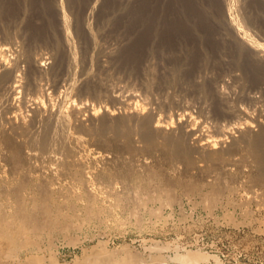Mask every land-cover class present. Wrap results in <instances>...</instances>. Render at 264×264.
Masks as SVG:
<instances>
[{"label":"rangeland","instance_id":"rangeland-1","mask_svg":"<svg viewBox=\"0 0 264 264\" xmlns=\"http://www.w3.org/2000/svg\"><path fill=\"white\" fill-rule=\"evenodd\" d=\"M9 1L10 0H6L4 3L5 8H3L4 4L2 0H0V35H2L3 32L9 31L14 37L18 35L19 38L18 36L15 37L18 38V48H21V41L24 40V38L27 40L30 37L31 38L28 40H32L36 37L35 40H32V43L37 47L36 48L34 45V52L38 50L36 52L40 53L41 51H45L48 47L51 48L50 44L53 45L52 43L54 42L52 39H55L54 33L46 32L38 34L34 32L32 28L26 26L28 19L32 15L36 18L38 23L43 22L44 16L40 13H38L37 16L34 12H36L35 10L41 5L40 3L49 4L50 0H11V3ZM102 1L103 0H94V5L100 9V6H102L104 2L107 3L108 1L109 3V1L112 0ZM195 1L196 0H130V2L134 4L156 6L160 11L162 9L164 15L166 14L168 17L167 21L178 19V22L182 21L181 18H183V15L176 7H184L185 9L194 8V5H196ZM199 1L202 2L204 10L206 11L203 16L205 18L208 16V19L211 18L212 21L218 23L219 32L222 31V34L225 33L224 36L230 37L231 34L228 32L229 30L224 28V23L228 20V12L224 10V0ZM8 3L10 5H8ZM63 4L67 13H69V3L67 0H64ZM230 5L231 10L233 9L232 15H236L234 17L236 20L240 19L239 22L243 20V24L246 23L245 25L247 27L250 26V31H253V29L257 30L263 26V30L260 28L261 32H259L258 29L257 33H260V35L264 34V0H230ZM20 7L22 10H19L21 9ZM28 8H31L33 12ZM160 11L158 10V12ZM9 12L13 15L15 12V15L13 16ZM91 12L90 18L92 17L91 20H95V12ZM168 12H171V14ZM23 13H26V16L23 15ZM68 15H70V13ZM18 16H22L24 17L23 19L26 20H20L21 17L19 19ZM188 16L191 17L190 15H187V17ZM110 18L112 21H109L110 24L109 22L107 24L108 28L111 27L108 41L116 43V41H120L122 37H126L127 27H125V25L123 26V22L120 20H114L113 18H115V15ZM15 20L18 21L14 22ZM18 22L21 23L19 24ZM105 26L103 28H105ZM128 29L130 28L128 27ZM26 30L28 31L26 32ZM21 32H24L25 35ZM49 36L51 39H49ZM45 37L46 39H44ZM44 40L49 44L46 42L42 43ZM170 44H167L166 50L168 49L167 51L172 52L169 50L170 47L168 45L171 46V49H175L176 44H173V42ZM37 45L40 47L38 48ZM45 45L49 46L45 47ZM76 45L78 47L77 43ZM34 48H36V50ZM175 50L177 51V49ZM230 50L231 49L227 47L222 48L224 54H226L227 57L229 56L228 59L232 60L234 57L232 55L235 54L234 51ZM112 51L115 50L112 49ZM169 52L162 53V51L154 49V58L152 56L148 61L149 63L147 62L144 66L145 71L144 69L138 68L139 66L129 69L125 66L123 67L120 63L116 65L115 68L111 69V71L114 70L113 72L110 71L109 74H102L104 79H102L101 82L96 77L87 80L82 79L81 66L83 63L79 60L77 65L81 67V69L77 65L72 67V72L68 79L72 74L73 75L69 80L67 79L68 81H64L63 85H61L59 94H53V91H50L52 90L50 89L52 82L49 80V78L51 79L49 73V75L47 74V76H44V79L48 80L46 81L43 79V87H45L44 90L46 93L45 95L39 93V96H43L42 99H44V103L47 102L52 109H58L61 106L63 109L69 110V107L74 103H79V99L81 98H84L85 101L90 104L92 102L97 103L92 93L95 88L100 90V86L103 88L108 86V89L115 90L121 86L123 89L125 88L123 91V95L125 94L123 98H125V96L127 97L131 93V90L132 92L135 91L134 93L137 95V98L139 97L138 99L140 101L137 100L134 102V107L143 108L142 110H144L146 114L161 118L165 114V110L168 109L167 111H169L170 107L173 109L172 111L170 109L171 113H180L181 110L178 111L179 106L175 100H179L181 94L176 91L174 87L169 90V92L174 91L173 94L170 92L164 95L161 89L164 86V81L160 78V65L161 63L168 62L167 60L170 57L167 54H169ZM155 57L158 62L161 60L163 62L155 63ZM162 58L166 59L163 60ZM152 63L155 65H152ZM150 65L158 67L155 68ZM154 69H156V72ZM92 70L95 71L96 67L92 68ZM240 71L242 73V69ZM206 72L208 75L217 74V70L212 68L206 69ZM91 73L93 72L91 71ZM146 73L150 74L147 75ZM153 73H156V75ZM200 74H202L204 78L202 75L199 76ZM195 75H198L197 78H201V81L206 79L205 75L198 71ZM107 77L109 78V83L106 82ZM123 77L129 79L126 81ZM148 77H150L149 79L152 78L151 81ZM135 78L136 80L139 78L137 80L138 82ZM110 80L113 81L110 82ZM135 81L138 84V88L140 84H147L150 93L147 88L146 92L148 94L145 96L146 92L140 89L139 91ZM127 82L130 86L127 85ZM159 82H162L161 85ZM45 83L48 84H46L48 87L45 86ZM118 83L121 84L118 85ZM159 86L161 87L159 88ZM126 89L128 92L126 91V93H124ZM159 89L161 94L159 93ZM176 93L179 94L177 95ZM203 93L205 94L202 101L200 98H202ZM203 93H201V97H198L199 100L202 101V103L204 100H207L205 101L206 104L203 103L200 107L199 103L196 102L198 99L196 96L191 95L190 92L184 93L185 98H187L186 101L192 99L191 101L189 100V103L193 105L198 103L196 106L199 108L195 109L196 106H193V110H203V114L206 112L208 113L205 114L207 117L211 114L201 124H199L200 121H192L194 122L192 124L195 125H193V127L200 129L199 132L201 133L198 134L211 133L210 131L213 130L216 124L215 122H217L213 120L217 118V120L220 119L219 121L222 123L227 122V120H224L225 117L222 118L221 115L216 113V105L213 100H210L211 98L207 94V91ZM149 94L151 95L149 96ZM231 94L235 97L234 93H230V95ZM21 95L22 94H18L17 96L16 103H19L18 105L21 104ZM152 97L156 99H162L163 97V100L160 102L161 99H159L160 101L157 99L158 102H155V104L144 103L147 100L149 102ZM168 101L169 103H167ZM164 102L168 104L167 108L166 103L163 104ZM102 103H106L104 98H102ZM158 104H162L164 107ZM141 105L146 106V108ZM149 107L150 110L148 109ZM122 108V106H119L117 110L118 114L125 112V109ZM260 108L261 107H255L257 111H255L256 114ZM250 109V115L252 116V111L254 112L255 109L253 107ZM212 112L215 114L213 115ZM20 113L26 115V118L29 115L28 119L31 120V113L27 111L26 108H22ZM84 113L82 118L85 125L80 127L75 126L73 123L74 121L70 119L68 124L70 131L73 132L67 136L66 134H59L62 132L59 127H57L56 130L59 132L57 133L55 131L56 135L52 133L47 142L42 141L43 135L41 136L40 134L44 131V124L42 122V124H38L37 128H43V131L42 129L38 130L40 131L38 133L39 135H36L37 137L31 136L30 138L29 134V136L24 134L27 137L23 135L21 137V135L18 136V134L15 133L14 135L12 133L8 136V134L3 131L8 125L0 121V222L3 217L4 221L5 219L10 220V218L12 220L16 219L17 213L15 205L17 206L16 203L19 202H22L26 209L28 208L27 212L32 218H37L40 221L43 218L44 221H46L42 222L43 219L41 221L43 223L42 230L45 229L44 232L41 230V233L39 232L40 235L37 234L38 236L36 235V237H34L38 245L34 242V245H32L33 243L30 237L25 236V239L30 241L27 244H32H29L28 247L26 245H24V247H19L17 250V248H15L16 246L13 245L15 243L8 239L10 238L9 236H2L0 234V264H193L187 260L181 261L179 258L180 254H186V252L191 255H200V261L194 264H264V180H259L260 169L258 163H256V158L253 154V150H251L252 147H250V143L246 141V143L249 144L247 147V144L244 142V144L240 143L238 145L240 147H236L237 145L235 147H229L230 149L226 147L228 149L224 148L225 150H222V153H220L221 155L218 154L221 149L212 154L204 152L202 154V152H197L193 149V151L190 150L194 139H186L188 145L185 144L182 150H180L181 154H175L173 153L172 147L175 141L179 140L177 134L174 135V138L172 137L173 141L170 140L171 137H164L159 134H157V136L155 135V137L153 135L151 138H148L145 131H143L145 130L143 129L145 126L143 127V125H141L142 122L140 121L142 120L138 121V119L128 118L124 120L125 123L121 122L124 129H122V124L119 126L114 122H111L109 125L107 124L109 127L107 125L102 126L103 123L100 120L97 122L98 125L96 124V126L92 124L91 121H88L87 113ZM45 114L48 115L47 112L44 113V116H46ZM255 115L252 117H255ZM171 124L173 126L175 123L172 121ZM113 125H115V127ZM99 126L102 128H99ZM121 126L122 128L120 129ZM255 128L257 129L258 127H254V129ZM233 130L232 128L231 131ZM254 131L251 132V139L256 133ZM235 134L238 133L235 132ZM15 135L17 136L15 137ZM9 138H12L11 140L16 142L14 143L17 144L16 146L19 145L24 148H22L23 150H21L20 153L22 156L21 161L15 158L16 156L14 155H16V153L14 147H12L14 153L12 152V148L9 147L12 146L9 145L10 143L8 144ZM175 138L176 140H174ZM167 139L168 141H166ZM43 143L45 144L43 145ZM170 145H172V147ZM187 146H190V149H188ZM168 147L172 151L169 150ZM184 151L189 152L186 153ZM168 152H171V154ZM187 154L189 157L186 156ZM39 155L41 156L39 157ZM171 155L174 158H172ZM176 156L177 158H175ZM218 156H220V158ZM77 169L83 171L87 181L89 180L88 182L92 184L85 181L87 184L83 186L73 178V172ZM147 172L150 174L148 175ZM157 175L160 176L158 177ZM257 175L259 177H257ZM256 177L259 179L257 180ZM179 180H181V183L178 184ZM194 186L197 187L196 190L191 189ZM43 188H48V190L51 189L52 195L47 201L48 211L46 212L33 209L35 206L37 207V205L44 203V195H42L44 194ZM18 189H21L20 191L22 193L21 197H19L20 199L14 194ZM161 190L163 191L160 192ZM164 190H170L172 194L174 193V202L171 206H163V210H161L162 213L152 214L149 208H156L160 205V202L158 200L156 201L153 197L157 194L164 193ZM216 190H219V192L216 193ZM211 195L213 197L216 195L215 202L211 204L213 206L207 205L206 202L207 198L209 196L211 197ZM210 197L209 199H211ZM17 198L18 200L16 201ZM41 198L43 200H41ZM24 202L28 206L25 205ZM34 203H36L35 206L33 205ZM30 207H32L34 211ZM29 211L33 212L30 213ZM35 212L37 213L35 214ZM19 218L18 216L17 219L13 221L14 226L13 224H11L12 226L9 225V229L6 227L8 226L7 224L3 225V228H6V230L10 232L9 235L18 236L20 221L17 220H19ZM48 223L51 225H48ZM0 226V231H2V225ZM45 226L47 228H45ZM24 230L27 232L25 228ZM38 237L39 240L37 239Z\"/></svg>","mask_w":264,"mask_h":264},{"label":"bare ground","instance_id":"bare-ground-1","mask_svg":"<svg viewBox=\"0 0 264 264\" xmlns=\"http://www.w3.org/2000/svg\"><path fill=\"white\" fill-rule=\"evenodd\" d=\"M63 1L64 0H50L49 4L40 3L41 5L40 6L38 5L39 7L37 8V10H35L36 12H34V13H36V15L38 13L43 15L44 16V18H43L44 20L42 19L43 22L38 23L36 21V18L32 15L28 19L27 25L25 23L26 26H28L29 28H32L34 30V32H36L38 34L46 33V32L47 33L48 32L54 33L55 39H52V40H54V42L52 43L53 45L50 44L51 48L48 47L45 49V51H41L40 53L36 52V51H38V50H36L37 47L35 44L32 43V40L33 39L35 40L36 37L33 38L32 40H28L31 37L28 38L27 40H25V38L22 41L20 40L22 42L21 43L19 41L21 43V45H20L21 48H18L17 47V45L19 44L18 43V38H19L18 35L15 36V37L18 36V38H15L13 36V34H11L10 31L9 32H3V34L1 33L2 35H0V109H1L0 121H3L6 125H8V127H6L8 129L3 128L4 129L3 131L5 133H7L8 136H10V134H12V133H13V135H14V133L18 134V136L21 135V137H22V135L25 136L24 134H27V135L29 134L30 138H31V136L39 135L38 133L40 131H38V130L42 129V131H43V128H41V129L37 128L38 124L41 122L44 124V126H43L44 127V131H43L44 134L40 133L41 136L43 135L42 136L43 142H47L48 138H50L49 136H51L52 133H54V135H56L55 131L57 133L59 132L56 130L57 127H59V129L62 132L59 134H66V136H67L73 132V131L72 132L70 131V127L68 124L69 123L68 121L70 119H72L74 121L73 122L71 120L75 124V126L80 127V126L85 125L83 118H82V115L84 112L87 113L88 121H91L92 124L96 125L97 122H99V120H100L103 123L102 126L107 125V124L109 125L111 122L112 123L114 122L115 124L120 126V124H122L121 122H124V120H127L128 118H134L136 120L138 119V121L142 120V121H140L143 123V124L141 123V125H143V127L145 126L143 128L145 130H143V129L142 130L145 131V134L148 138H151L153 135L155 137V135L157 136V134H159L160 136L162 135L164 137L165 136H167L169 138L171 137L170 140L173 141L172 137L174 138V135L177 134V137L179 138V140H176V138H175L174 140H176V141L173 144V147H172V145H170L172 147L173 153H175V154H179L180 150H182L184 145L187 144L186 139H192V140L194 139L192 145L189 143L191 145V147L189 146L191 149L187 146L188 149H190L191 151L194 150L197 152H202V154H203V152L212 154V153H215L221 149L220 152L218 153L219 155H221L220 153H222V150L224 148L228 149L229 147H233V146L235 147L236 145H237L236 147H240L238 145L240 143H243V142L245 144H247L246 145V147H247L249 145L248 143H250V145H251L250 147H252L251 150H253V152H254V153L253 152L252 153L254 154V156L256 158L255 159L256 163H258V166L260 169L259 170L260 179L257 178V177H259L258 175L256 178H257V180L258 179L264 180V34H262L263 32L261 33L262 35H260V33H257L258 29H259V32H261L260 28H262V30H263L262 25H261L262 27L258 28L257 30L253 29V31L252 30L250 31V28H249L250 26L247 27L245 25L246 23L243 24L242 23L243 20H242V22H239L240 19H237L238 20L237 21L236 18H234L236 15L235 16L232 15L233 9L231 10L230 0H224L223 1L224 6H225L224 10H227L226 12H228L227 13L228 14V20H226V22L224 23V28L226 30L227 29L229 30L228 32H229V34H231L230 37L224 36L225 33L222 34V31L219 32L218 23L212 21V19L210 17H209L210 19H208V16L206 14L205 15L207 16V18H205L203 16L204 12L206 13V11L204 10L202 2L199 0L195 1L196 5H194L195 6L194 8L185 9L184 7H176L182 12V15H183V18H181L182 21H180V22H178L179 21L178 19L167 21L168 17L166 16V14L164 15L163 14L164 12L162 11V9L160 11V9H158L156 6H145V5H141V4H134V3L130 2V0H112V1H109V3H108V1L106 3L103 0L102 2H104V3L103 4L101 3L102 6L99 5L100 9L97 8L96 5H94V0H67V2L69 3L68 4L69 5L68 10L70 13V15H68L69 13H67V10L64 7ZM5 2H6V0H2L3 4ZM9 2L11 3V0ZM95 3H96V1H95ZM13 4H14V2H13ZM111 4H113V5H111ZM181 4H180V6H181ZM8 5H10V4L8 3ZM16 6H14V7H16ZM3 8H5V4H4ZM28 9H31V8H28ZM164 9H167V8H164ZM19 10H22V8ZM158 10L160 12H158ZM8 11H10V10H8ZM91 11H93V13L95 12V20H91L92 17L90 18V13H92ZM32 12H33V10H32ZM9 13L11 14V12H9ZM19 13H20V11H19ZM26 13H28V12H26ZM26 13L25 14L23 13V15L26 16ZM168 13L171 14V12H168ZM11 15H13V14H11ZM14 15H15V12H14ZM114 15H115V18H113L114 20L115 19L117 21L120 20L121 22H123L122 25L123 26L125 25V27H127L126 28L127 29L126 37L121 36L122 38L120 39V36H119L120 41H118V42L116 41V43H114L113 41H108V38L110 37V31H111L110 28L111 27L108 28L107 24L109 21L110 22L112 21V19L110 17L111 16L113 17ZM187 15H190L191 17H189V16L187 17ZM11 17H10V19H11ZM20 17H21V19H20ZM20 17H19L20 20H22L24 18L22 16H20ZM12 18H14V17H12ZM175 18H178V17H175ZM16 19H18V18H16ZM18 20H15L14 22H16ZM110 22H109V24H110ZM18 23H16V24H18ZM113 24H114V22H113ZM128 24H129V26H128ZM111 25H112V23H111ZM122 25H121V27H122ZM255 25H256V23H255ZM104 26H105V28H103ZM128 27L130 29H128ZM4 28H5V26H4ZM100 29H102V30H100ZM117 29H116V31H117ZM4 31H6V30H4ZM27 31L28 30H26V32ZM118 32H119V30H118ZM122 33H123V31H122ZM22 34H24V32ZM226 34H227V32H226ZM43 35H47V34H43ZM20 39H21V37H20ZM44 39H46V37ZM49 39H51V37ZM36 40H39V39H36ZM44 42H46V41L44 40L42 43H44ZM172 42H173V44H176L175 49H177L178 52L173 47H172L173 49H171L170 43H172ZM76 43L78 44V47H77ZM47 44H49V43H47ZM167 44H170L168 46L170 47L169 50H171L172 52L167 51L168 49L166 50ZM34 45L36 47V48H34L36 50L35 52L33 51ZM43 45H42V47H43ZM46 46H49V45H45V47ZM39 47L40 46H38V48ZM226 47L231 49L230 51H234L235 55L231 54L232 56H234L232 58V60L228 59L229 56L227 57V55L224 54V52L222 51V48H226ZM40 49H42V48H40ZM112 49L115 51H112ZM154 49L160 50V51H162V53L169 52V54H170V55L169 54H167V55L171 59L168 57L170 60L168 59L167 60L168 62L165 61L166 63H161V65H160V69H161L159 72L160 76H161L160 78H162L164 81L163 82L164 86L162 84L163 87L161 89H162L164 95L172 92V91L169 92V90L172 89V87H174L175 90L181 94V98H179V100H175V101H177L176 103L179 106L178 111L181 110L180 113H177V112L171 113V111L173 110V109H171V107H170L171 111L169 109V111H170V113H169V111H167L168 109H166L167 105H168L167 103H169V101H168L167 103L166 102L163 103V104L166 103V108H164V109H166L164 112L165 114L162 113V114H164L163 117L156 118L154 115L146 114V112H144V110H142L143 108L140 109L139 107H137V108H135L136 106L134 107V102L139 100L138 99L139 97L137 98V95L134 93L135 91L132 92V90H131L130 91L131 93L127 97L125 96V98H123V96L125 95V94L123 95V91L125 88L123 89L121 86H120V88L115 89V90L114 89H111V90L108 89L109 88L108 86H107L108 88L107 87L103 88L102 86H100V90L95 88V90L92 93L94 94L93 96L97 100V103L92 102L90 104L87 101H85L84 98H81V99H79L80 100L79 103L72 104V106L69 107V110H65V108L63 109L61 106L58 109H52V107H50L47 102L44 103L45 101H43L44 99H42L43 96L42 97L39 96V93H43L42 95H45V93H46L44 90L45 87H43V79H44V76L45 75L47 76V74L49 75V73L51 76V79L49 78V80H51L50 82H52V86H50L51 87L50 89H52V90H50L49 88H47V89H49L51 92L53 91V94L54 93L59 94V92L61 91V89H60L61 85H63L64 81H66L68 79V77L70 76V74L72 72V70H71L72 67L74 65H77L79 63L78 62L79 60L83 63L82 66L80 65L82 67V70H81L82 79L87 80L89 78L92 79V77L93 78L96 77L101 82L102 79H104L102 77V74H109L111 69L115 68L116 65H118L120 63L123 65V67L125 66L126 68H129V69L139 66L138 68L144 69V71H145L144 66L151 59L152 56L154 58V55H153ZM229 54H230V52H229ZM162 55H161V57H162ZM159 58H160V54H159ZM155 59H156V57H155ZM165 59H163V60H165ZM161 61L158 62L156 59L155 63H160ZM168 64H170V65H168ZM24 65H25V67H24ZM152 65H155V64L152 63ZM152 65H150V66H152ZM93 66L96 67L95 71L92 70V68H94ZM150 66H147V67H150ZM81 67H79V68L81 69ZM152 67H155V66H152ZM156 67H158V66H156ZM211 68L217 70V74L215 73L216 75H212V74L208 75V73L206 72V69H211ZM241 69H242V73L240 71ZM155 70L156 69H154V71ZM91 71L93 73H91ZM113 71H111V72H113ZM197 71L199 73H203L205 75L206 79L205 80L203 79V81L200 80L201 78L198 79L197 78L198 75H195V73ZM146 74L148 75L150 73H146ZM153 74L156 75V73H153ZM72 75H71V77H72ZM201 75L202 74H200L199 76H201ZM124 76H126V75H124ZM136 77H137V75H136ZM45 78H47V77H45ZM123 78H125V77H123ZM149 78L150 77H148V79ZM203 78H204V76H203ZM112 79H116V78H112ZM119 79H120V77H119ZM128 79H126V81ZM151 79H149V80L151 81ZM44 80H46V79H44ZM108 80H109V78L107 77L106 82H108ZM135 80H136V78H135ZM111 81H113V80H110V82ZM131 81H134V80H131ZM136 81H135V83L137 84L138 81L137 82ZM115 83H116V81H115ZM159 83L161 85L162 82H159ZM46 84L47 83H45V86H47L49 84V82L47 85ZM119 84H121V83H118V85ZM104 85H106V84H104ZM127 85H129L128 82H127ZM160 87L161 86H159V88ZM137 88H138V84H137ZM137 88H136V90H137ZM147 88H148V92H149V87L147 84L146 85L140 84L138 90L140 89V90L146 92ZM157 88H158V86H157ZM127 89L125 90L124 93H126V91L128 92ZM156 91H158V90H156ZM159 91H160V89H159ZM204 91H207V94L211 98V99L210 98L209 99L214 101L216 107L215 106H213V107L216 108V113L221 115L222 118L225 117L224 120H227V122L222 123L221 121H219L220 119L217 120L218 118L217 119L215 118L216 120H213V121H217V122H215L216 124H215V127L213 126L214 127L213 130L211 129L212 130V131H210L211 133L198 134V133H201V132H199L200 129L197 127H193L194 124H192V123H194L196 121H200L199 124H201L206 118H208L211 115L210 114L207 117L205 115V114H208L207 112L205 114H203V112H202L203 110L202 111H195L196 108H199L200 105L205 103V101L207 100V99L204 100V102L202 103V101H203L202 99H203L204 94H205V93H203ZM185 92H190L191 95L196 96L197 98L201 97V93H203L202 98H200V100H202V101H200L199 98L196 101L199 103V107L196 106L198 103H196V105L189 103L190 99H188V101H186L187 98H185V95H184ZM159 93L161 94V91ZM173 93H174V91L172 92V94ZM179 93H176V94L178 95ZM230 93H234L235 97H233V94H231L232 95L231 96ZM18 94L19 95L22 94L21 95L22 99L20 100L21 101L20 105H18L19 103L18 104L16 103ZM147 94L148 93L146 92L145 96H147ZM176 94H175V97H176ZM150 95L151 94H149V96ZM193 96H192V98H193ZM102 98H104L106 100V103H102ZM188 98H190V97H188ZM205 98H206V96H205ZM157 99L152 97L150 99V101L148 102V100L146 98L147 101H145L144 103H148V104L154 103L155 104V102H158V100L161 98H159L158 100ZM162 100H163V97H162L161 101L160 100L159 101L162 102ZM158 105L161 106L162 104H158ZM119 106H122L123 107L122 109H125V112L118 114L117 110H118ZM139 106H140V103H139ZM141 106H144V105H141ZM172 106H173V104H172ZM193 106H196L194 110H193ZM144 107L146 108V106H144ZM162 107H164V105H162ZM252 107L254 109H255V107H261L257 114H256L257 108L254 110V112L256 111L255 112L256 115L252 111V113L255 115V117H252V116H254L253 114H252V116L250 115V111H251L250 108H252ZM22 108H26L27 111H29L31 113V117H32L31 120L32 121L28 119L29 115L26 118V115H22L20 113V110ZM168 108H169V106H168ZM148 109L150 110V107ZM160 109H162V108H160ZM200 110H201V108H200ZM45 112H47L48 115L45 114L46 116H44ZM27 114H29V113H27ZM212 114H213V112H212ZM155 115H156V113H155ZM213 119H214V117H213ZM193 120H194V122H192ZM172 121L175 123L173 126L171 124ZM197 124H198V122H197ZM232 125H233V127H232ZM100 126H99V128H102ZM113 126L115 127V125H113ZM122 126H123V124H122ZM122 126L120 127V129L122 128ZM136 126H138V125H136ZM254 127H258L259 130H258V128L254 129ZM232 128L234 129L233 130L234 132L231 131ZM122 129H124V126ZM254 130H258V131H254ZM252 131H254L256 133L253 135V138L251 139L250 135H251ZM235 132L238 134H235ZM13 135H11V136H13ZM16 136L17 135H15V137ZM60 136H62V135H60ZM63 136H65V135H63ZM25 137H27V136H25ZM147 137H145V138H147ZM12 138H9L8 144L10 143L9 145H12L9 147H11V148L14 147L15 153H16V155H14V156H16L15 158H17V160L21 161L22 156L20 155V153H21V150H23L24 148L20 147L19 145L16 146L17 144H14L16 142H13V140H11ZM166 141H168V139ZM185 141H186V143H185ZM246 141L248 143H246ZM146 142H147V140H146ZM148 143H149V141H148ZM44 144L45 143H43V145ZM243 144H242V146H243ZM161 145H162V143H161ZM167 146H168V144H167ZM226 147H228V148H226ZM151 149H153V148H151ZM169 150H171V149L169 148ZM185 150H187V149H185ZM237 150H240V149H237ZM233 151H235V150H233ZM12 152L14 153L13 148H12ZM29 152H30V150H29ZM184 152H186V151H184ZM188 152H186V153H188ZM168 153L171 154V152H168ZM175 154H173V155H175ZM40 156L41 155H39V157ZM177 156L175 158H177ZM186 156H188V154ZM171 157L174 158L172 155H171ZM218 157L220 158V156H218ZM17 163H18V161H17ZM36 164H39V163H36ZM142 165H144V164H142ZM147 173H148V175L150 174L149 172H147ZM84 175H85L84 172L81 170L79 171L78 169L73 172V178H75L83 186H85V184H87L85 182V181H87V179L85 178ZM152 175L155 176L154 174H152ZM88 183H90V182H88ZM179 183H181V180L178 181V184ZM90 184H92V183H90ZM183 185H184V183H183ZM82 187H80V188H82ZM191 189L196 190L197 187L194 186ZM20 190L21 189H18L15 193L13 192L14 194H16V196L18 198L21 197V194H22ZM49 190H48V188H45L43 190L44 194H42V195H44V200L42 198H41V200H43L44 203L41 205L40 204L37 205V207L35 206L36 203H34L33 204L35 206V208H33L34 210H37V211L41 210L43 212L48 211L47 210V206H48L47 201L49 200L50 196H52L51 195V189H49ZM170 190H164V193L157 194L153 197V198H155L156 201L158 200L160 202V205L156 208L155 207L149 208V211L152 214L162 213L161 210H163L162 209L163 206H168V205L171 206V204L174 202V195H173L174 193L172 194V191H170ZM162 191L163 190H161L160 192H162ZM217 192H219V190H216V193ZM212 195H211V197L209 196L211 199H209V197H208L207 201H206L207 205H209V206H213L211 204H213L215 202L216 195L214 197ZM18 198L16 199V201L18 200ZM22 198H24V197H22ZM16 204H17V206L15 205L16 213H17L16 216L20 217L19 220H17V221H20L19 222V229H18V232H19L18 236L15 237L13 235H9L10 232L8 230H6V228L5 229L3 228L4 227L3 225L7 224L8 226H6V225L5 226L8 227L7 229H9V227H10L9 225L13 224L14 223L13 221H15L17 219V217H15L16 213L14 214V217L16 219H13V220L10 218V220L5 219V221H4V217H3L2 221L0 222L1 223L0 225H2V228H3L2 231H0L1 232L0 234L2 236H9L10 238H8V239L12 240L15 243L13 245H15L16 246L15 248H17V250H18L19 247H22V246L24 247V245H26L28 247V245L30 244V243L27 244L30 241L26 240L25 236H29L32 243L33 242L36 243L34 240L35 239L34 237H36L37 234L40 235L41 230H42V226H43L42 222H46V221H44L43 218H42L43 221L40 218L42 222L40 220H38L37 218L36 219L32 218L27 212L28 208L26 209V207L23 205L22 202H19ZM25 205H27V204L25 203ZM32 207H30V208L32 209ZM33 211H29V212L31 213ZM36 213L37 212H35V214ZM35 217H37V216H35ZM16 223H18V222H16ZM48 225H51V224L48 223ZM13 226H14V224H13ZM17 226H18V224H17ZM46 226H45V228H47ZM24 228L27 230V232L24 230ZM44 230H42V232H44ZM37 239L39 240V237ZM34 243L32 245H34ZM187 253L188 252H186V254H180L179 258L181 259V261L187 260L188 262L190 261L193 264L200 261V255H191V254H187ZM203 259H201V260H203Z\"/></svg>","mask_w":264,"mask_h":264}]
</instances>
